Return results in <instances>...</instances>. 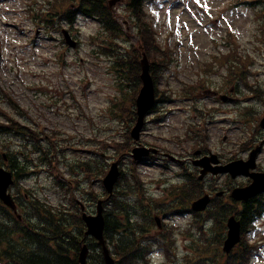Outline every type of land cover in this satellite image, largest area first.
I'll return each instance as SVG.
<instances>
[{"label": "rangeland", "instance_id": "1", "mask_svg": "<svg viewBox=\"0 0 264 264\" xmlns=\"http://www.w3.org/2000/svg\"><path fill=\"white\" fill-rule=\"evenodd\" d=\"M47 1L38 0V5L44 2L47 4ZM33 2L34 0H0V54L3 58L0 63L1 105L8 106L5 94L9 93L22 104L23 109L30 110L31 118L36 119L48 133L55 132L59 135L65 132L76 138L79 137L73 140L61 134L65 139L62 142L61 138L54 136L56 138L54 139L61 141L60 143L64 146L81 150L92 149L87 143L89 138L92 140L93 148L100 147L99 142H104L102 144L108 148L104 153L112 160L118 159L117 156L121 152L117 149H120V144L127 139L117 122L104 117L108 100L110 101L114 96L118 97V80L115 70L111 67L112 62L104 58L100 60L94 51V46L96 47L97 44H91L92 37L101 32L99 22L92 18L80 17L76 28L82 32L80 36L82 46L79 50H68L62 43L61 34L36 27L29 14V8ZM249 3L256 4L250 6ZM125 5L124 2L116 5L115 15L123 25L124 32L131 43L136 44L135 29L132 24L126 23L128 21L124 17L127 10ZM230 7L231 9H228ZM147 12L159 40L162 44H169L176 51L175 65L158 81L160 89L178 91L188 83L197 82L200 79L197 73L201 72L204 64L211 61L214 56H222L225 53L230 55L229 50L232 47L243 61L249 58L246 63L253 64L248 69L249 86L239 88L238 99L244 101V99L253 98L255 100V96L264 99V0H151L147 5ZM6 21L18 23L23 30H16L7 25ZM215 72L218 74L207 77L214 87H219L215 84H224L228 74L221 65ZM71 90L73 93L70 92ZM254 91L259 94L256 95ZM63 95H67L65 100ZM73 97L78 103L76 111L67 110L57 113L53 108L55 104H61L67 108L73 107V100L69 101V98ZM172 99L183 98L175 95ZM250 104L264 112V102L262 106L256 101H250ZM176 107L187 108L188 103L174 102L165 109ZM199 107L205 110L215 108L209 100L199 103ZM224 110H228V107ZM85 117L88 122L85 121ZM226 118L228 120L224 121L221 116L216 119L206 116L207 120L211 119L213 122L206 121L209 139L205 140V145L213 152H221L227 160L235 156L245 157L242 152L245 145L252 140L263 138V135L256 138L253 127L256 119L252 117L249 118V122L243 123L242 121L245 120L240 115L237 118L230 119L229 116ZM186 119L183 113L169 115L166 120L170 125L169 129L164 130L157 126L154 128L155 133L174 139L176 135L184 133L185 125L188 123ZM6 140H9V137L2 136L1 141ZM162 140L165 143L164 139ZM23 142L21 138L14 139V147L21 150ZM77 142L81 145L78 146ZM170 144L181 153L180 146L176 142ZM85 156L83 152L76 153L72 150L67 152L69 165L75 162L76 157ZM61 159L63 160L64 156L61 155ZM105 162L108 164L111 159ZM260 162L264 168V153ZM123 163H125L124 170H132L130 160ZM69 165L63 164L60 169L65 172ZM142 169L144 172L141 177L146 175L161 178L155 181L153 190L155 196H159L162 192L158 188L166 182L168 171H162L159 167L153 166ZM152 172L157 173L152 174ZM68 177L67 174L65 179L67 180ZM243 182L245 181H238V183ZM226 183L225 177L210 179L206 186H202V189L225 186ZM22 186L32 190L40 200H47L46 202L53 206L63 200L62 190L57 187L56 182L49 180L44 172L31 173L22 182ZM93 190L98 192V195L104 196L100 182L94 183ZM166 222L169 223L168 220ZM173 224L183 228L182 231H186L191 225V218L188 215H180L174 218ZM214 225L215 223L207 224L205 234L210 228L212 232ZM252 228L251 232L243 235V241L254 246L257 253H252L248 257L247 264H264V215ZM197 235L196 232L193 236ZM200 238L199 244L202 242L203 235ZM171 239L173 241L170 242L177 252L175 262L171 261L174 264L183 260L189 251V245L193 246L194 243H190L191 238L188 240L179 231L174 233ZM194 256L198 259L197 255ZM151 260L157 264L169 262L164 252L159 249L154 251Z\"/></svg>", "mask_w": 264, "mask_h": 264}, {"label": "trees", "instance_id": "2", "mask_svg": "<svg viewBox=\"0 0 264 264\" xmlns=\"http://www.w3.org/2000/svg\"><path fill=\"white\" fill-rule=\"evenodd\" d=\"M79 4V10L85 13L89 16H98L102 21H104V26L107 30L109 37L102 45V50L104 53L107 54H113L115 52L114 47L119 48L117 44V40L122 38L124 33L122 31L121 26L117 22L113 10L109 7V1L108 0H80ZM145 0H128L129 2V11L133 15L134 19H138L139 21V29H140V35H141V42L140 44L145 48L146 52L151 55L154 62V67L156 68V72L162 71L163 69L168 68L170 65L169 60L171 59V55L173 56V53L170 51L171 55L164 52V48L159 44V40L156 39L153 31L151 30L148 23L144 21V11H143V2ZM67 2H70V0H67ZM66 2V3H67ZM65 4V3H64ZM63 6V5H62ZM73 18V13L71 14ZM132 17V18H133ZM71 17L69 18L71 21L73 20ZM117 38V40H116ZM139 49L137 47H134L131 51L124 52L122 54H118L117 58H119V66H117V72L120 74L121 79H123L127 83H132L134 85L133 89L126 93L127 98V110L128 112L133 106L138 87L140 86V65H139ZM163 54V55H162ZM159 55L163 56L160 57ZM238 75H241L239 73ZM245 76V75H244ZM131 113V112H129ZM1 153V152H0ZM2 161V154H0V162ZM15 162V161H14ZM193 193H189L188 197L189 199L193 198ZM3 215L7 216L8 213L6 209L3 211ZM240 217L243 219V223L245 226L249 225L255 216V212H253L252 207H247L243 212L239 213ZM4 224L0 223V237H2L3 234H5L4 231ZM6 228V227H5ZM29 239L31 242L37 243L39 239H37L36 235L33 233V231H29ZM206 241L203 242L205 245H193L191 247L192 252L196 253L198 255V259H195L192 261V264H246L247 259L250 255L249 249L245 245L239 246L238 250L234 253L233 257H235L237 260H233L234 258L228 259L226 262H221L223 260V256L220 255L218 257L219 252L218 249H209L208 245L212 244L213 242L204 238ZM1 242V239H0ZM130 243L134 249L131 250L129 246L121 248L119 250L117 256L121 258V261L119 264H142L141 258L143 257L145 250L136 247L135 243L130 240L127 241ZM3 244V243H0ZM7 244H9L7 242ZM6 246V245H5ZM3 247V254L5 255L6 247ZM63 246V245H62ZM46 252H50L48 257L51 259L49 262L45 261L44 263L39 264H78L76 262H72L68 259V252L64 253L63 257L55 256L48 248L47 245L44 246ZM137 249V251H135ZM143 252H142V251ZM77 252V251H75ZM38 251L30 250L27 258L29 260V264H38L37 258H39ZM134 255L136 257H134ZM6 257V255H5ZM55 258V260L53 259Z\"/></svg>", "mask_w": 264, "mask_h": 264}, {"label": "water", "instance_id": "3", "mask_svg": "<svg viewBox=\"0 0 264 264\" xmlns=\"http://www.w3.org/2000/svg\"><path fill=\"white\" fill-rule=\"evenodd\" d=\"M114 0L111 2V4H114ZM143 66V75L142 80L144 83V88L141 91V94L138 98L137 104L139 108L140 113V120L138 123V126L136 127L134 134L137 135V133L140 131L141 126L143 124V118L145 114L148 112V110L154 105L155 103V90H154V84L152 77L150 76V66L147 58L142 62ZM262 126L264 127V120L262 122ZM138 153V150L136 151ZM146 152H140L137 155V158H141V156L146 155ZM254 167L252 164L248 165L243 162H237L233 163L231 165H228L224 168H219L217 171L213 172L215 174L220 172H229L232 174L233 178H236L238 175L244 174L249 175V169ZM118 178V172L116 167L114 166L111 173L108 175V177L105 180V185L108 188L109 191L112 190L114 184L116 183ZM12 183L11 180V174L5 172L3 169H0V196L5 201L6 204L12 206L15 208L14 204L12 203V199L10 196L7 195V189L9 185ZM264 187V176L256 178L255 183L246 189H236L232 197L236 200H249L253 196H255L257 193H259ZM209 200L208 198H203L200 201L196 202L193 205V208L197 211H202L206 208V205L208 204ZM88 225H89V231L87 234L94 235L97 239L100 240L101 244L103 243V228H104V221L102 218V215H100L96 218H87L86 219ZM229 227V235L228 239L225 243V251L230 252L232 248L239 243L241 238V225L239 222L236 221L234 217H232L228 223ZM87 248L83 250L81 255V262L83 264H86V257H87ZM105 257H106V263L107 264H114V261L110 258V255L107 250H105Z\"/></svg>", "mask_w": 264, "mask_h": 264}, {"label": "flooded vegetation", "instance_id": "4", "mask_svg": "<svg viewBox=\"0 0 264 264\" xmlns=\"http://www.w3.org/2000/svg\"><path fill=\"white\" fill-rule=\"evenodd\" d=\"M167 155H168V157H170V159L172 160V158H171L172 156L169 155L168 152H166V151H164V150H161L160 155H159V158L163 160V159H165L164 157L167 156ZM181 163H182V162H181ZM183 164H185L186 166H187V165H191V164H192L191 158L187 157L185 160H183ZM259 171H263V172H264V170H261V169H259ZM259 171H258V172H259Z\"/></svg>", "mask_w": 264, "mask_h": 264}]
</instances>
